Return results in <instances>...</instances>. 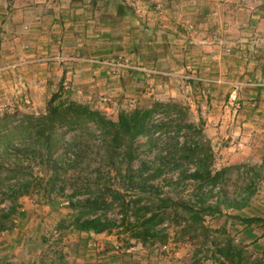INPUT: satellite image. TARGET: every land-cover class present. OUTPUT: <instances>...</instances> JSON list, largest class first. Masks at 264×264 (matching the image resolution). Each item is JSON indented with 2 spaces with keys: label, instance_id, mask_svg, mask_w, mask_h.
Returning <instances> with one entry per match:
<instances>
[{
  "label": "rangeland",
  "instance_id": "rangeland-1",
  "mask_svg": "<svg viewBox=\"0 0 264 264\" xmlns=\"http://www.w3.org/2000/svg\"><path fill=\"white\" fill-rule=\"evenodd\" d=\"M120 3L131 13L117 17ZM60 88L113 119L156 100L188 106V120L204 123L212 170L229 168L208 194L224 214L206 215L205 232L190 226L181 207L170 208L161 226L166 244H143L122 225L110 233L72 228L71 189L48 198L39 188L18 199L11 227L0 232V264L26 252L42 254L44 264H234L221 252L227 247L243 252L242 264H264V228L254 225L249 234L235 218L264 216V0H0V117L43 112ZM187 137L194 146L200 141L186 130L177 139ZM144 142L138 138L141 159L154 161L156 151ZM85 161L98 167L96 156ZM190 162L182 170H193ZM182 170L169 169L155 183L164 196L198 207L195 180L165 182ZM114 173L104 181L135 197ZM97 192L94 185L78 199ZM246 197L242 209L232 207ZM10 203L0 193V209ZM119 209L107 213L117 224Z\"/></svg>",
  "mask_w": 264,
  "mask_h": 264
},
{
  "label": "trees",
  "instance_id": "trees-1",
  "mask_svg": "<svg viewBox=\"0 0 264 264\" xmlns=\"http://www.w3.org/2000/svg\"><path fill=\"white\" fill-rule=\"evenodd\" d=\"M129 13L124 3L118 5L117 17ZM188 113L189 107L175 100H156L148 106L123 109L113 119L101 109L66 95L63 88L52 94L43 112L4 113L0 117V193H5L11 203L0 209V232L11 227L12 216L19 208L18 199L39 188L45 190L48 198L54 193L66 195L71 189L66 195L76 212L71 227L80 232L110 233L122 225L143 244L149 239L166 244L167 234L161 226L170 219V208L178 207L189 214L190 226L209 232L204 225L205 216L224 213L220 202L208 203V194L229 168L212 170L213 152L203 141L204 123L189 121ZM184 130L200 140L197 145L189 143L190 137L183 143L178 141ZM139 137L145 139L143 145L148 150L156 151L154 161L141 159ZM89 155L99 158L95 171L90 161H85ZM184 160L185 164L191 160L193 170L189 167L182 170ZM136 161H140L137 167ZM35 168L39 173L35 174ZM169 169L182 171L176 179L165 178L168 184L188 179L197 182L198 207L163 195V187L155 181ZM111 172H115L112 179L118 176L127 179L126 188L137 195L128 198L127 189L121 191L111 187L109 180L104 181ZM94 185L98 192L81 202L79 195L89 193ZM248 199L234 201L232 207L242 209ZM116 205L120 206V224L107 214ZM235 218L246 226L249 234L254 233V225L264 228V216L235 215ZM232 250L227 247L221 252L231 256L234 264H242L243 252Z\"/></svg>",
  "mask_w": 264,
  "mask_h": 264
},
{
  "label": "crops",
  "instance_id": "crops-1",
  "mask_svg": "<svg viewBox=\"0 0 264 264\" xmlns=\"http://www.w3.org/2000/svg\"><path fill=\"white\" fill-rule=\"evenodd\" d=\"M17 254V253H16ZM43 255L41 254V257ZM40 255H39V258L35 257L34 255H32L31 253H22L20 256H14V257H11L10 255V258H9V261L13 262L12 264H34V260H37L38 262H40L41 264L46 261V258L42 257L41 258ZM40 260V261H39ZM79 260V259H78ZM56 261V259H51L49 261V264H53L52 262ZM23 262H26V263H23ZM58 262H60L59 260L56 261V264H58ZM47 264V263H46ZM60 264V263H59Z\"/></svg>",
  "mask_w": 264,
  "mask_h": 264
},
{
  "label": "built area",
  "instance_id": "built-area-1",
  "mask_svg": "<svg viewBox=\"0 0 264 264\" xmlns=\"http://www.w3.org/2000/svg\"><path fill=\"white\" fill-rule=\"evenodd\" d=\"M264 183V182H263ZM167 247V245H164V248H166Z\"/></svg>",
  "mask_w": 264,
  "mask_h": 264
}]
</instances>
